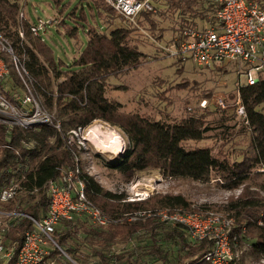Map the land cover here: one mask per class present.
I'll list each match as a JSON object with an SVG mask.
<instances>
[{"label":"trees","instance_id":"obj_1","mask_svg":"<svg viewBox=\"0 0 264 264\" xmlns=\"http://www.w3.org/2000/svg\"><path fill=\"white\" fill-rule=\"evenodd\" d=\"M98 1L107 11L113 10L117 14L106 2ZM60 2L56 0L58 7ZM86 2L96 9L101 8L96 0ZM166 2L172 13L179 12L183 16L192 17L207 16L204 10H198L201 0ZM20 9V0H0V32L9 39L15 54L27 68L34 81V91L42 96L39 103L53 115L54 122H60V128L54 124H39L28 128L14 125L9 128L6 122L0 120V191L12 180L18 183V193L14 198L9 201L0 200V211L11 213L4 216L8 220L5 244L16 245L9 264H13L25 233L34 228L31 217L41 220L48 211L50 181L61 175L62 168H74L76 163L80 166V161L75 159L78 153L76 147L67 144L72 130L84 129L95 120L116 126L127 136L128 145L124 154L110 165L126 182L149 169L157 170L168 178L200 182L209 181L215 172L222 179L221 186L232 190L245 186L251 171L264 165V111L260 107L264 104V76L256 84H245L240 88L248 119L243 129L250 136L247 148L239 153L241 158L230 161L225 156L221 158L214 154L210 146L188 149L183 145L185 141L205 139L210 129L204 120L205 112L187 115L178 122H168L140 113H123L121 103L106 96L108 78L139 67L145 56L137 45L130 43L129 36L135 27H117L108 34L90 27L87 29V45L74 59L73 67H65L61 61L55 60L51 48L42 37L33 34L30 23L19 20ZM59 11L63 12V9ZM74 14L76 11L71 12V15ZM152 14L145 12L142 21L149 23L154 33L157 22ZM80 18L85 19L83 15ZM64 22L67 23L66 20ZM68 29L70 36H76V27ZM159 32L156 37L161 39V30ZM2 54L10 69V81L25 91L26 87L10 56L5 51ZM4 85L0 84V91L14 103H19V93L13 88L5 90ZM30 86L33 93L32 83ZM230 95L236 97L235 91ZM80 177L84 181L88 199L110 221L106 225L94 224L83 214L62 219L59 222H63L62 228L60 231L56 228L54 232V239L61 249L55 246L48 257L62 256L67 252L81 264H91L78 257L76 244L80 245L82 237L84 245L88 246V256L98 257L96 264H136L134 262L140 261L143 253L158 255L163 264L168 261L170 264H212L204 259L212 247L211 240L203 239L195 244L187 227L159 218L158 212L161 210H191L192 203L185 195L155 192L145 198L128 200L127 192L104 188L84 168H81ZM260 188L264 191V183ZM262 199L258 192L244 187L240 195L226 205L236 216L237 226L234 228L237 234H241L244 226L248 229V235L254 237L248 255L257 258L264 257V225L256 223L257 213L264 207ZM163 228L166 232L160 237L162 241H170L167 247L166 243L161 244L156 237L157 232ZM146 235L153 240L141 248L133 245L123 253L108 251L114 245ZM241 235L243 237L245 234ZM70 240L73 244H70ZM227 264L240 263L234 258Z\"/></svg>","mask_w":264,"mask_h":264},{"label":"rangeland","instance_id":"obj_2","mask_svg":"<svg viewBox=\"0 0 264 264\" xmlns=\"http://www.w3.org/2000/svg\"><path fill=\"white\" fill-rule=\"evenodd\" d=\"M214 2L215 0H201L198 10L201 12L204 10L207 16L192 17L183 16L179 12L172 13L168 10L166 0H156L155 11L152 14L153 19L157 22L155 34L151 32L149 23L143 22L144 30H138L127 20L115 14L113 10L107 11L98 0H96V4L101 7L98 9L89 6L86 0H61L60 7L56 5V0H20L21 9L18 15L19 20L27 21L30 25L38 22V20L48 22L45 30L41 31V37L51 48L55 60L61 61L65 67H73L74 59L81 54L87 45V29L90 27L107 34L117 27L134 28L129 36L130 43L137 45L145 56L139 67L128 69L117 76L108 78L106 96L120 102V109L123 113H140L153 119H162L168 122H178L187 115L205 112L204 120L210 128L205 139L185 141L183 145L188 149L197 146H210L214 154L220 155L221 158L225 156L230 161H234L241 158L239 153L247 148L250 135L243 129L244 123L235 116L232 107L228 110H222L213 105L212 102L213 96L226 95L227 103L232 106L234 97H230V94L235 90V82L238 79L235 69L231 66L205 68L197 66L191 61L182 64L167 56L153 39L157 38L156 35L161 30L162 37L158 41L165 44L184 23L185 19L186 21L192 20L198 24H204L214 14L216 7ZM59 9H63V12ZM72 11H76V15H71ZM82 15L85 19L80 18ZM70 27L77 28L76 36H70V29H68ZM20 36L24 38L23 33ZM7 40L9 41V39ZM241 80L245 81V77L242 76ZM12 82L9 78L5 83L6 88H13L19 93V97H23L25 91ZM33 83L32 79L33 94L39 102L42 96L36 94ZM203 98L208 99L210 105L200 109L199 101ZM27 107L26 110H30L32 105L28 103ZM260 107L264 111V104ZM93 126L98 127L96 132L93 131L97 135L90 137L89 129ZM109 131L115 135L112 137V134L108 133ZM92 137L106 141L104 143L117 139L121 143V151L111 152L99 149L91 141ZM68 138L67 144L77 149L76 156L79 158L81 168L93 175L104 188L112 191H125L128 200L137 198L136 193L139 194L138 197L142 198L155 192L181 193L192 203V209L184 210V212H194L202 218L217 216L218 218L231 219V223L227 227L223 224H216L219 230L222 229V232L229 235L231 260L235 258L240 264H264V257L257 258L248 255L251 240L254 237L248 235V229L244 226L241 234L245 235L241 237V234H237L234 228L237 226L236 216L226 207L232 198H237L240 195L244 187L250 191L258 192L263 198L261 201L264 204V191L260 188L261 184L264 183V165L255 167L251 171L245 186L232 190L221 186L220 180L222 179L215 172L212 173L209 181L200 182L190 179L168 178L157 170L149 169L138 173L131 181L126 182L119 172L110 167L124 154L128 145V138L120 128L102 120H95L81 131L71 133ZM257 215V225H264V207L258 211ZM7 222L8 220L4 216H0V226L7 228ZM62 224L63 222L57 225L58 231L62 228ZM165 232V228L159 230L156 237L159 238L161 244L166 243L165 247H167L170 241L166 239L162 241L160 237ZM80 239V245L76 244L78 257L89 262L93 261L94 257L88 256V246L84 245L82 237ZM204 239L211 240L213 247V238ZM152 240L151 236H136L130 242H123L122 245H126L127 248L137 245L141 248L147 243L150 244ZM194 241L195 244L201 242V240L195 239ZM70 244H73V241L70 240ZM47 245L49 252H52L55 247L54 244L48 242ZM50 260H53V264H81L67 252L63 253L62 256H53ZM134 263L163 264L158 255L148 253H143L140 261L136 260ZM167 264H170V261Z\"/></svg>","mask_w":264,"mask_h":264},{"label":"built area","instance_id":"obj_3","mask_svg":"<svg viewBox=\"0 0 264 264\" xmlns=\"http://www.w3.org/2000/svg\"><path fill=\"white\" fill-rule=\"evenodd\" d=\"M116 13L127 20L136 29L144 30L142 20L145 12L155 11L156 0H103ZM214 14L204 24L196 21H184L169 40L162 44L158 38H153L167 56L184 64L191 61L197 66L205 68L233 67L237 74L233 104L227 103V96H213L212 104L222 110L230 107L234 114L244 124H248L246 108L240 96V88L247 84H256L264 76V1L263 0H215ZM49 23L51 21L49 20ZM48 22L38 20L31 24L33 34L41 36ZM22 32H20L21 34ZM5 51L11 58L14 68L25 85V97H19L20 102L14 103L0 91V120L7 123L9 128L18 125L28 128L39 124H54L60 128V122H54L53 115L45 109L34 97L30 83L32 79L21 59L6 37L0 32V84L8 80L10 69L3 57ZM245 77V81L241 77ZM4 89L7 90L4 85ZM16 94V93H15ZM17 95V94H16ZM229 98V96H228ZM32 108L26 110L27 104ZM210 105L208 99L199 101L201 108ZM191 109V108H190ZM81 128L71 133L81 131ZM70 137V136H69ZM69 141V138H68ZM76 161L79 158L75 157ZM81 168L76 163L74 168H62L61 175L50 181L48 185L49 208L41 220L34 221V228L25 233L23 243L19 248L13 264H53L47 248L48 242L60 246L54 239V232L62 219H71L75 215L83 214L89 217L92 223L106 225L110 218L103 214L85 192V184L80 177ZM18 193V183L14 180L0 191V200L9 201ZM137 198L139 194H135ZM11 213L0 211V216H9ZM159 218L169 223H181L187 227L192 239L202 240L211 237L213 247L204 255V259L212 264H227L231 260L229 238L219 230L216 224L229 226L231 219L210 216L202 218L194 212L181 210L158 212ZM5 226H0V264H9L14 256L16 245L5 244ZM225 231V230H224Z\"/></svg>","mask_w":264,"mask_h":264},{"label":"bare ground","instance_id":"obj_4","mask_svg":"<svg viewBox=\"0 0 264 264\" xmlns=\"http://www.w3.org/2000/svg\"><path fill=\"white\" fill-rule=\"evenodd\" d=\"M93 127H91L89 129V136H94L97 135V133H94L93 131L96 130V128L92 129ZM109 134H112L110 131L108 132ZM113 135H115V133H113L111 136L113 137ZM89 137V138H90ZM92 141L95 144V146L99 149H104V150H109L108 148H111L114 152L117 151H121V143L117 141V139L115 140H109L108 143H104L106 141L104 140H99V139H95V137H92ZM91 139V138H90ZM98 140V141H97Z\"/></svg>","mask_w":264,"mask_h":264},{"label":"crops","instance_id":"obj_5","mask_svg":"<svg viewBox=\"0 0 264 264\" xmlns=\"http://www.w3.org/2000/svg\"><path fill=\"white\" fill-rule=\"evenodd\" d=\"M93 127L96 128V129H98L97 126H93ZM98 131H99V130H98ZM94 132H96V130H94ZM91 141H92V140H91ZM108 149H109V150H107V151L114 152L111 148H108ZM103 150H104V149H103ZM140 199H141V198H140ZM127 250H128L127 246H126V245H122V243H120V244H118V245H114V246L111 247L108 251H110V253H111V252L123 253V252H125V251H127ZM97 259H98V257L94 256V260L91 261L90 263H91V264H96Z\"/></svg>","mask_w":264,"mask_h":264}]
</instances>
